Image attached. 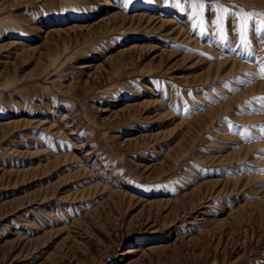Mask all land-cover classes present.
<instances>
[{
  "label": "rangeland",
  "instance_id": "1",
  "mask_svg": "<svg viewBox=\"0 0 264 264\" xmlns=\"http://www.w3.org/2000/svg\"><path fill=\"white\" fill-rule=\"evenodd\" d=\"M203 3L0 0V264H264V0Z\"/></svg>",
  "mask_w": 264,
  "mask_h": 264
},
{
  "label": "snow or ice",
  "instance_id": "2",
  "mask_svg": "<svg viewBox=\"0 0 264 264\" xmlns=\"http://www.w3.org/2000/svg\"><path fill=\"white\" fill-rule=\"evenodd\" d=\"M128 0H125V3H127ZM187 3L190 4V6L193 8V15L196 14L197 10H202L204 8V3H203V0H186ZM177 3L179 4V0H177ZM209 7H211V5H209ZM220 11H225L224 9H219ZM251 14H248V13H244L243 14V17H242V23H241V26H240V33H241V39L244 40L246 39V32H247V20H248V17L250 16ZM261 15H264V14H261ZM259 31L261 32H264V22L261 23V27L259 29Z\"/></svg>",
  "mask_w": 264,
  "mask_h": 264
},
{
  "label": "bare ground",
  "instance_id": "3",
  "mask_svg": "<svg viewBox=\"0 0 264 264\" xmlns=\"http://www.w3.org/2000/svg\"><path fill=\"white\" fill-rule=\"evenodd\" d=\"M133 250L136 251V249H133ZM133 250H126V252L124 254L128 253L129 251L134 252Z\"/></svg>",
  "mask_w": 264,
  "mask_h": 264
}]
</instances>
